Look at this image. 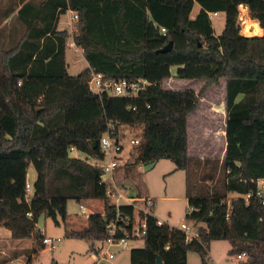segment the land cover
Instances as JSON below:
<instances>
[{
  "label": "trees",
  "instance_id": "trees-1",
  "mask_svg": "<svg viewBox=\"0 0 264 264\" xmlns=\"http://www.w3.org/2000/svg\"><path fill=\"white\" fill-rule=\"evenodd\" d=\"M195 2L200 11L192 19ZM19 3L18 18L26 32L15 42L13 25L7 37L1 35L7 27L0 29V227L9 229L12 238H30L43 249L39 218L66 220L69 200H102L112 213L107 188L100 184L102 168L92 162L104 158L100 145L104 130L89 137L68 130V102L93 99L101 105L104 126L111 121L116 135L122 126L141 130L137 161L153 166L169 159L176 169L186 171L193 162L203 167L214 163L224 170L220 184L209 192L191 195L187 180L188 206L194 210L186 218L203 224L199 239L186 243L181 231L158 225L151 216L144 246L131 250L130 264H158V257L162 264H187L189 251L199 253L206 264L216 240L230 243V255L244 254L242 264H264V203L256 196L257 181L264 179V0ZM240 5L248 7L263 35L241 33ZM68 10L77 15L72 33L57 30L59 17ZM218 12H224L226 20L222 34L216 36L210 14ZM69 38L88 63L77 75L68 73L65 61ZM170 41L172 51H158ZM173 67L177 79L203 81L200 91L163 88ZM92 70L107 78L147 80L150 85L136 96L96 94L88 84ZM223 80L225 157L222 162L192 158L188 116L209 87ZM74 149L86 158L72 157ZM31 165L36 179L27 198ZM138 187L147 194L142 177ZM247 194L248 201L243 197ZM66 234L101 241L108 236L107 223L100 213H93L83 230Z\"/></svg>",
  "mask_w": 264,
  "mask_h": 264
},
{
  "label": "rangeland",
  "instance_id": "rangeland-1",
  "mask_svg": "<svg viewBox=\"0 0 264 264\" xmlns=\"http://www.w3.org/2000/svg\"><path fill=\"white\" fill-rule=\"evenodd\" d=\"M200 11V4L194 3L193 10L191 12V18L194 19ZM242 15V19H239L241 33L246 36L263 35V30L256 31L255 24L259 25L256 20L250 17L249 10L244 12L239 11ZM11 14H4L0 11V20L3 18L5 21L8 17L7 26L14 25L15 18ZM69 15H64L63 20L69 19ZM211 20L216 36L222 34L225 27L226 15L224 12H218L216 15L211 13ZM260 26V25H259ZM75 30V29H74ZM69 31H73V27L69 28ZM4 38V37H3ZM72 38H69L67 42L66 56L69 63V73L71 75H77L87 66L84 59L81 48L72 47L70 43ZM8 46V45H5ZM174 72V69H173ZM225 84L224 80L222 82ZM195 84V85H194ZM203 82L192 81L188 86L181 88V82L176 77H172L171 80L163 82V88L165 89H189L196 87L200 91L203 86ZM223 84L215 85L208 95V98L218 104V110H223ZM221 112V111H220ZM102 113L101 105L93 99H71L68 102V130L72 135H78L83 137H89L93 134L102 133L104 130V123L98 116ZM218 116L215 115L217 120ZM223 124L221 120L217 122ZM194 122H192V137H196L194 133ZM221 126V125H220ZM127 126H123V130L126 131ZM220 128V127H219ZM139 128H135L134 131L127 132L126 145L128 147L129 139L136 133L140 136ZM103 134V133H102ZM207 150L210 148L208 141L206 142ZM196 143L194 142V146ZM217 150H220V141L217 142ZM138 153V147L134 149V154ZM70 155L81 159L86 158L84 152L78 150H72ZM92 161V160H91ZM31 170L35 172L33 165ZM123 176V177H122ZM213 178H209L212 177ZM224 176V170L222 166L217 164H207L205 167L198 166L193 162L189 166V169L178 170L175 167L173 161L169 159H162L156 162L153 166L145 165L143 169L137 167L135 163L130 160L123 167L121 172L117 175V180H122L130 183L135 190L142 192L139 187V179L142 177L144 183L147 185V194L156 199V203L153 209V214L157 219L163 220L166 223L174 227H180L182 223L187 222L186 214L189 210L188 198L186 197L187 180L190 188V194L195 195L200 191H211L215 186L220 184V180ZM28 182L34 185L32 175L29 174ZM33 190H31V193ZM237 196L230 194V197ZM86 206V213H82L80 205ZM96 211L98 213L103 212L102 200H90L77 202L76 200H69L67 204V217L63 220L58 216L57 222L52 218L42 215L37 223V229L45 233L47 237L54 239L60 238L61 240L56 243L55 249L50 246L41 248L38 244L30 238L21 239L17 241L12 238L0 241L2 246L0 247V264H15L16 261H21L27 264V261L31 259V264H94L95 257L91 251V246H100V241L88 240L84 238H76L67 236V231H79L86 227V221L88 216ZM203 224H201L202 226ZM23 247L21 251H12L11 248ZM144 246V240H137L130 243L127 248H114L115 258L112 261H104L102 264H130V252L133 248H141ZM230 243L227 240H216L211 243V249L209 251V258L206 264H242L243 259H239L237 255H230ZM26 250V251H24ZM213 258V259H212ZM187 264H204L201 256L196 251H189L187 256Z\"/></svg>",
  "mask_w": 264,
  "mask_h": 264
},
{
  "label": "built area",
  "instance_id": "built-area-1",
  "mask_svg": "<svg viewBox=\"0 0 264 264\" xmlns=\"http://www.w3.org/2000/svg\"><path fill=\"white\" fill-rule=\"evenodd\" d=\"M248 7L246 5H240L239 11L244 12ZM216 15L217 13H213ZM211 17V14H210ZM77 15L72 18L75 21ZM242 15L239 12V19H242ZM74 31V30H73ZM166 34L165 29L162 30ZM70 46L76 47L72 41ZM89 89L96 94H102L107 92L112 96H136L141 91L147 89L150 83L147 80L130 81L127 79L107 78L104 74L95 71L90 72ZM127 130H123L119 135H116V128L111 121H106L104 126V132L101 136V150L104 154L102 160H93L92 162L102 168V176L100 184L106 186L108 205L112 209V213L106 210L103 205V212L100 213L107 223L108 236L101 240V245L91 246V251L95 257L94 264H102L104 261H112L116 256L114 248L121 249L130 246L131 242L137 240H144L148 229V218L155 217L153 209L156 203V199L149 194L135 190L130 186L128 182L117 180V175L122 167L132 160L137 167L143 169L145 164L142 161H137L138 154H134V149L137 148L141 142V130L140 136L134 134L128 141V147L125 144L127 140V132L134 131L136 127H126ZM137 129V128H136ZM139 131V130H138ZM33 186L31 183L26 182L27 198L33 193ZM251 194H247L244 200L248 201ZM256 196L264 203V179L257 181ZM122 208L126 210H122ZM86 206L81 204L80 210L82 213H86ZM193 208H189V213L193 212ZM98 213L92 211L91 214ZM156 218V217H155ZM158 225H168L174 230H179L183 233L185 242L191 243L198 240L200 237L199 228L201 223L193 219H187V222L182 223L180 227H174L166 223L163 220L157 219ZM42 232V231H41ZM61 239L47 237L43 233V243L45 246H50L55 249L56 243ZM239 259L245 258V255H238ZM15 264H25L21 261H16Z\"/></svg>",
  "mask_w": 264,
  "mask_h": 264
},
{
  "label": "crops",
  "instance_id": "crops-1",
  "mask_svg": "<svg viewBox=\"0 0 264 264\" xmlns=\"http://www.w3.org/2000/svg\"><path fill=\"white\" fill-rule=\"evenodd\" d=\"M33 1H34V4L39 5L42 0H33ZM17 2H18V5H16ZM21 7H22V4L19 3V0H0V11L3 12V15L8 13V14L13 15L12 17L15 18V23L13 25V30H12L13 38L15 42L18 41V39L26 32L25 23L23 22L22 19L18 18V11ZM64 15H69L70 16L69 19L63 20ZM74 15L75 13L71 10H68L65 14L61 15L57 22V30L58 31L67 30L68 32H70L69 28L71 26L73 27V30H74L75 24H74V21L72 20ZM7 18L8 17H6L5 21H3V18L0 20V29L2 28L4 29L5 27H7L5 28L4 31L2 30V34H1V35H4L5 37L9 36L10 34L9 32L10 26L9 27L7 26V21H8ZM65 61H66L67 70L69 73L70 66H69V63L67 62V56H65ZM87 67H88V63H87L86 68ZM173 69H174V72H173ZM173 69H172V73H173L172 77H175L177 67H173ZM171 78L166 79L165 81L171 80ZM177 80L181 82V86H182L181 88H184V86L185 87L188 86L192 82V80H180V79H177ZM197 82H201V81H197ZM222 82L223 81H221L220 84H223ZM220 84H215V85H220ZM215 85H212L209 87L206 95L202 98L199 107L192 114L188 116V149H189L188 151H189V156L192 158H197L201 160L203 159L218 160L219 162H222V160L225 157L226 146H227V138H226L227 114H226V108H225V84H223V93H224L223 104H222L223 110H220V109L218 110L217 108L218 104L214 102L213 100H211L210 98H208V95L210 94L211 90L217 87ZM189 89H193L195 92L198 91L195 86ZM176 90H184V89H176ZM215 115L218 116L217 120L215 119ZM98 116H101V113H99ZM219 120H221L223 124H220V123L218 124L217 122ZM192 122H194L195 124L193 131L195 134H197L195 138L192 137V134H191ZM207 141L210 147L208 150L206 148ZM218 141H220V145H221L220 150H217ZM194 142L196 143L195 146H194ZM119 172H121V170ZM29 174L32 175V179L34 182L36 179V172H34L33 170H31V168H29L28 178H29ZM146 188H147V185H146ZM8 238H12L11 231L5 227H0V241L7 240ZM15 240L20 241L21 239H15ZM1 246H2V242H0V247ZM22 249L24 248L18 247L17 245L15 248H11V250L14 252L21 251ZM210 249H211V245H210Z\"/></svg>",
  "mask_w": 264,
  "mask_h": 264
},
{
  "label": "water",
  "instance_id": "water-1",
  "mask_svg": "<svg viewBox=\"0 0 264 264\" xmlns=\"http://www.w3.org/2000/svg\"><path fill=\"white\" fill-rule=\"evenodd\" d=\"M173 42L170 41L168 44H166L163 48H161L160 50H158L161 53H167L173 50ZM56 264V263H54ZM158 264H162V260L161 257H158Z\"/></svg>",
  "mask_w": 264,
  "mask_h": 264
},
{
  "label": "bare ground",
  "instance_id": "bare-ground-1",
  "mask_svg": "<svg viewBox=\"0 0 264 264\" xmlns=\"http://www.w3.org/2000/svg\"><path fill=\"white\" fill-rule=\"evenodd\" d=\"M255 26H256V27H255V30H256V31H261V30H263L259 25H256V24H255Z\"/></svg>",
  "mask_w": 264,
  "mask_h": 264
}]
</instances>
